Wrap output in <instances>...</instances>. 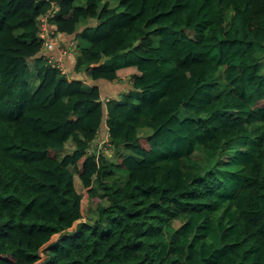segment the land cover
Wrapping results in <instances>:
<instances>
[{
    "label": "trees",
    "instance_id": "trees-1",
    "mask_svg": "<svg viewBox=\"0 0 264 264\" xmlns=\"http://www.w3.org/2000/svg\"><path fill=\"white\" fill-rule=\"evenodd\" d=\"M75 1L0 0V264H36L45 244L37 264H264V0ZM53 2L55 33L81 30L90 90L41 49ZM120 68L129 90L104 101ZM105 120L110 157L89 151ZM71 167L99 199L67 231Z\"/></svg>",
    "mask_w": 264,
    "mask_h": 264
},
{
    "label": "crops",
    "instance_id": "crops-1",
    "mask_svg": "<svg viewBox=\"0 0 264 264\" xmlns=\"http://www.w3.org/2000/svg\"><path fill=\"white\" fill-rule=\"evenodd\" d=\"M109 5L110 7H114L117 11H122L123 8H121L118 5V1L117 0H109ZM76 5H82L84 6L85 4V0H76L75 1ZM81 30H77V34H66V33H61V34H56V38L58 40V46L57 47H48V52H50V54H54L55 56H60L61 59L63 60L64 66H65V70H66V77L69 80H81L82 84H83V88L85 90H90L92 88V86L94 85V81L91 78L90 72L86 70L85 66L83 65H79V61H82L84 59L81 50L79 48V32ZM65 48V52L62 53L60 51L59 48ZM32 64V66H31ZM29 68H33L34 70V74L33 76H31L29 79L30 80V88L33 90L39 80L36 76V72H35V62L33 60L29 61ZM130 70V69H124V68H120L117 72V78H115L112 81L109 80H105V79H101L98 82L99 87L104 88L103 92L100 90V94L102 95L101 97L103 98L104 101H108L109 98L112 97H116L118 95H120L122 92H127L129 90V80H130V75L128 73H126L125 71ZM108 125L106 124V120L102 123V126L100 128V132H98L97 135V139H101L103 137H105L108 133ZM145 131H148V133L144 134ZM151 133V129L148 127L145 128H141L140 130H138V134L139 135H148ZM67 143H69V145L72 147L71 151H63L64 148L68 145ZM64 148L61 150L62 153L61 155H59L58 153V157L62 158L64 155L66 154H71L73 152V150L75 149L74 143L72 141H68ZM124 148H120L119 152H121ZM60 151V152H61ZM127 151V150H126ZM92 187V186H91ZM91 187H87L88 188V192H87V196L89 197V199H94L96 200L94 197H90V188ZM99 193V192H98ZM99 199V198H98ZM105 198H101L100 201L105 203L104 201ZM107 203V201H106ZM82 204V203H81ZM82 210V208H81ZM83 212V210H82ZM83 214V213H82ZM97 215V212H95V215L92 216L91 218L94 219ZM89 215H87L88 217ZM82 217L84 218V216L82 215ZM89 219V220H92ZM81 221V220H80ZM86 221V220H83Z\"/></svg>",
    "mask_w": 264,
    "mask_h": 264
},
{
    "label": "built area",
    "instance_id": "built-area-1",
    "mask_svg": "<svg viewBox=\"0 0 264 264\" xmlns=\"http://www.w3.org/2000/svg\"><path fill=\"white\" fill-rule=\"evenodd\" d=\"M57 10H58V6L57 4H55V2H53L52 7L46 13L40 14L36 19L37 26L39 28L37 37L41 42V49H48L49 46L51 47L58 46L56 33L54 29L50 27L49 24V20L55 15ZM59 49L62 53L65 52V48L60 47ZM47 63L60 70L62 74L66 75L65 66L60 56L49 54L47 56ZM114 150H116V148L112 145V143L109 140V132L105 137L99 139V141L97 140V138H95L94 141L91 143L89 149V151L91 152H96L97 156L100 153V151H104L105 153L108 151V153L106 154L108 157L112 155V152Z\"/></svg>",
    "mask_w": 264,
    "mask_h": 264
},
{
    "label": "rangeland",
    "instance_id": "rangeland-1",
    "mask_svg": "<svg viewBox=\"0 0 264 264\" xmlns=\"http://www.w3.org/2000/svg\"><path fill=\"white\" fill-rule=\"evenodd\" d=\"M31 66H32V64H31ZM263 69H264V65H263ZM33 74H34V70H33V68H31V69H30V72H29V76L31 77V76H33ZM30 77H29V78H30ZM100 88H101V91L103 92L104 88H102V87H100ZM99 132H100V130H99ZM146 133H148V131H145V132H144V134H146ZM97 140L99 141V139H97ZM67 144H68V145L64 148L63 151H71L72 147L69 145V143H67ZM103 152H104V151H103ZM126 152H127V151H126L125 149H123V150H122L121 152H119V153H121V155H123V154H125ZM58 153H59V155H61L62 151H61V152L58 151ZM58 153H57V156H58ZM104 153H105V152H104ZM107 153H108V151H107L105 154H107ZM230 153H231L232 155H234V154L236 153V151H231ZM113 160H116V157H115V156H113ZM202 161H203L205 164H207L204 155H202ZM71 170H72L73 173H74L75 187H76L77 191H78L79 193L82 194V200H81V203H82V204H81V208H82V210H83V212H82L83 214H82V215L84 216V218L82 217L80 220L83 221V220H89V219H92L91 217L94 216V215H95V212H96V206H97L98 198H95L96 200H94V199H89V197L87 196L88 188L83 187V185L81 184L79 178L77 177V174L74 172L73 167H71ZM115 179H116L118 182H121V181L124 180V176L121 175V174H118L117 177H115ZM104 201H105V199H104ZM102 202H103V200H102ZM105 203H106V201H105ZM87 215H89V216L87 217ZM80 220H78V221H80ZM78 221H76V222H75L70 228H68L67 231H71V230L75 229V227H76ZM57 237H58V234L54 235V236L51 238V240H50L49 242L54 241L55 239H57ZM46 245H47V244H45V245L40 249V255L42 256V258H41L37 263H39L40 261H42V259H43V257H44L43 252H42V249H43ZM37 263H36V264H37Z\"/></svg>",
    "mask_w": 264,
    "mask_h": 264
},
{
    "label": "water",
    "instance_id": "water-1",
    "mask_svg": "<svg viewBox=\"0 0 264 264\" xmlns=\"http://www.w3.org/2000/svg\"><path fill=\"white\" fill-rule=\"evenodd\" d=\"M107 59H108V58H107L104 54H102L100 60H99L98 62H96L95 64H93V65H94V66H99V65L103 64ZM78 222H80V221H78ZM78 222H77V223H78Z\"/></svg>",
    "mask_w": 264,
    "mask_h": 264
}]
</instances>
